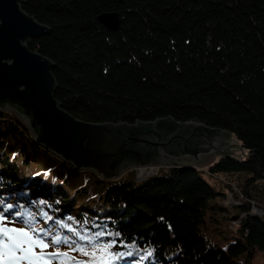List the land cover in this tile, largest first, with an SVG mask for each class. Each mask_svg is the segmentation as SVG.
<instances>
[{"label":"trees","instance_id":"16d2710c","mask_svg":"<svg viewBox=\"0 0 264 264\" xmlns=\"http://www.w3.org/2000/svg\"><path fill=\"white\" fill-rule=\"evenodd\" d=\"M23 9L51 29L29 48L55 64V98L68 113L223 130L244 154L222 155L211 175L264 180V0H23ZM105 13L120 15V31L99 21ZM134 175L106 181L76 168L0 106V211L11 204L6 217L46 233L68 254L59 264H93L106 244L109 264H251L264 252V219L246 202L236 204L248 217L235 243L209 242L201 226L225 194L195 167L139 183Z\"/></svg>","mask_w":264,"mask_h":264},{"label":"water","instance_id":"95a60500","mask_svg":"<svg viewBox=\"0 0 264 264\" xmlns=\"http://www.w3.org/2000/svg\"><path fill=\"white\" fill-rule=\"evenodd\" d=\"M99 21L109 31H120L117 13L102 14ZM50 32L23 9V0H0V106L20 117L40 144L106 180L120 178L129 168L207 169L221 158L220 137L231 135L202 123L170 117L133 124L91 123L68 113L55 98V64L29 48L31 40Z\"/></svg>","mask_w":264,"mask_h":264},{"label":"rangeland","instance_id":"374dc122","mask_svg":"<svg viewBox=\"0 0 264 264\" xmlns=\"http://www.w3.org/2000/svg\"><path fill=\"white\" fill-rule=\"evenodd\" d=\"M16 117L22 122L24 126H26V128L33 136L30 128L24 123V121L20 117ZM220 141L223 144L222 155L225 153L233 157L243 156L244 152L235 136L231 135L230 137H220ZM212 165H210L209 167H211ZM193 167H195L202 173L203 178L208 181L209 184H211V186H213L217 190V192L225 194V196L219 195L215 199L210 201V205L212 207L218 206L219 208H211L207 211V214L205 216L206 224H203L201 228L205 237L211 244L217 245L224 250H228L230 244L235 243L236 239L239 238V234L236 232V230L240 228L242 223L248 217V214L241 213L240 208L236 205L237 203H249L252 210L251 215L262 217L264 219V180L258 181L256 184L248 185L246 183L247 177L241 178V176H232V179L229 180V177H231L230 173L216 174L212 176V173L209 172V167L207 169L199 166ZM170 168L178 167L174 165L160 166L158 167V171L156 173L150 175L146 179L156 175L167 174ZM85 171H92L97 176H99L100 179L106 180L98 175L94 170ZM132 172L135 174L134 177L136 182L139 183L146 180H140L138 169L129 168L122 173L120 178L106 181H118L123 178L125 179L130 176ZM235 175H237V173ZM231 183H233L234 185H232ZM246 194L253 195L255 197V199L253 198L254 202H252L250 199H247ZM3 223L6 227L10 228H13L14 226L16 228L17 226H19L17 222L12 221L11 219ZM44 251L45 253L53 252L51 246H49L47 249H44ZM240 260L246 261V257L241 256ZM250 262L251 264H264V252L257 251L250 258Z\"/></svg>","mask_w":264,"mask_h":264},{"label":"snow or ice","instance_id":"6c2138e0","mask_svg":"<svg viewBox=\"0 0 264 264\" xmlns=\"http://www.w3.org/2000/svg\"><path fill=\"white\" fill-rule=\"evenodd\" d=\"M12 208L13 206L8 204L3 211H0V264H51L53 257H67V253L44 252V249L49 247V244L45 243L42 238L47 235L46 233H37L35 229L25 230L24 228L17 229L2 226V222L7 220L4 213ZM51 243L60 245L62 241L59 236H56ZM63 243H68V241L64 240ZM37 247L41 249L39 254L35 251ZM110 247V244H106L97 249L102 255L93 264H109L106 257L110 255L107 252ZM79 251L83 252L84 255H89L83 248ZM91 255L95 256V251ZM78 264H85V262L81 261Z\"/></svg>","mask_w":264,"mask_h":264},{"label":"bare ground","instance_id":"6f19581e","mask_svg":"<svg viewBox=\"0 0 264 264\" xmlns=\"http://www.w3.org/2000/svg\"><path fill=\"white\" fill-rule=\"evenodd\" d=\"M157 171H158V167L157 166L156 167H149V168L141 167V168L138 169L139 178H140V180L146 179L147 177H149L150 175L156 173Z\"/></svg>","mask_w":264,"mask_h":264},{"label":"built area","instance_id":"2783aa9c","mask_svg":"<svg viewBox=\"0 0 264 264\" xmlns=\"http://www.w3.org/2000/svg\"><path fill=\"white\" fill-rule=\"evenodd\" d=\"M238 223H240V222H238Z\"/></svg>","mask_w":264,"mask_h":264}]
</instances>
